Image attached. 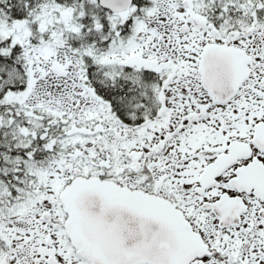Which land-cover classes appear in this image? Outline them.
Listing matches in <instances>:
<instances>
[{
  "label": "snow or ice",
  "instance_id": "snow-or-ice-1",
  "mask_svg": "<svg viewBox=\"0 0 264 264\" xmlns=\"http://www.w3.org/2000/svg\"><path fill=\"white\" fill-rule=\"evenodd\" d=\"M0 264H264V0H0Z\"/></svg>",
  "mask_w": 264,
  "mask_h": 264
}]
</instances>
